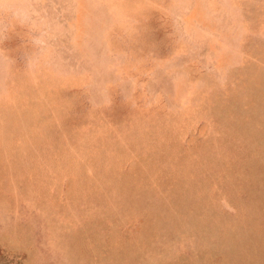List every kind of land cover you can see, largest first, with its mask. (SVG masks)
Returning a JSON list of instances; mask_svg holds the SVG:
<instances>
[{
    "label": "rangeland",
    "instance_id": "rangeland-1",
    "mask_svg": "<svg viewBox=\"0 0 264 264\" xmlns=\"http://www.w3.org/2000/svg\"><path fill=\"white\" fill-rule=\"evenodd\" d=\"M0 264H264V0H0Z\"/></svg>",
    "mask_w": 264,
    "mask_h": 264
}]
</instances>
